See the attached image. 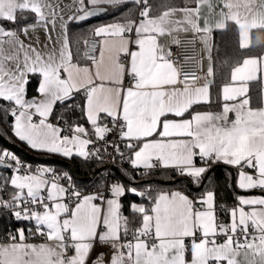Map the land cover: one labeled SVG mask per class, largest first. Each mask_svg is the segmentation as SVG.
Returning <instances> with one entry per match:
<instances>
[{"label":"snow or ice","instance_id":"obj_1","mask_svg":"<svg viewBox=\"0 0 264 264\" xmlns=\"http://www.w3.org/2000/svg\"><path fill=\"white\" fill-rule=\"evenodd\" d=\"M193 2L194 7L182 8L162 3L158 10L151 0H77L78 13L69 20L84 21L129 4L135 9L93 30L97 46L85 52L91 66H81L73 62L67 24L61 26L60 39L51 36L49 25L54 30L62 19L52 0H0V113L12 118L15 137L39 152L102 163L107 148L95 144H109L108 136L115 133L114 153L124 158L123 144L132 168L143 169L142 175L170 169L200 185L211 164L222 162L239 169L240 189L264 193V106L253 107L249 96V82L264 74V56L231 66L219 112L184 119L194 105L209 102L213 81L208 78L215 70L210 64L206 82L198 86L199 77L182 75L171 46L161 42L168 37L179 44V34L189 31L206 38L231 21L238 27L240 48H248L251 30H264V0ZM202 9L216 19L202 16ZM25 13L49 31L48 51L20 38L28 37L35 24L7 27ZM31 78L38 80V99L26 98ZM80 93L84 104L75 107L91 130L75 124L69 127L71 135H64L49 117L58 103L73 107L69 101ZM0 165L13 170L0 184V192L11 189L8 198L0 195V209L31 225L16 228L0 244V264H264V195L238 196L225 222L211 190L194 200L179 191L153 195L115 182L107 196L83 195L67 174L33 171L8 150L0 151ZM128 194L150 206L132 202L131 216L124 215L121 199ZM32 237L45 242L30 243ZM98 247L107 252H96Z\"/></svg>","mask_w":264,"mask_h":264},{"label":"trees","instance_id":"obj_2","mask_svg":"<svg viewBox=\"0 0 264 264\" xmlns=\"http://www.w3.org/2000/svg\"><path fill=\"white\" fill-rule=\"evenodd\" d=\"M167 1V2H166ZM173 1V2H172ZM176 0H151L153 5H161L167 3L171 5ZM158 3V4H157ZM135 12L134 7L129 4L122 6L119 9H109L107 13L87 22H78L71 20L69 23V36L72 44L86 38L91 34L92 25L114 19H119ZM34 16L31 13H25L24 18L16 25L8 24L9 28L20 29L23 25L30 23L34 20ZM264 52V30L253 29L251 31V42L248 48H240V36L238 27L232 23H228V27L225 30H216L212 33L211 42V60L212 66L215 70V75L212 77L213 83L211 84V102L207 107L218 108L221 106V87L230 82V69L235 65L236 61H242L248 56H260ZM38 88V80L31 78L28 86V94L30 96L36 95ZM251 97L253 94H261V86L258 83H254L251 89ZM83 96L76 95L69 104L73 107L69 108L62 104H57L54 107L51 120L57 123L64 121L69 122L70 125L81 124L90 128L86 118L83 116L80 107L75 105H83ZM0 106H3V102H0ZM12 118L0 113V151L8 150L13 153L21 162H28L32 167L38 163H42V166H49L53 170H63L72 178H76L78 184L82 185L86 189L100 188L103 185L102 181L96 184H92L89 176L100 170L101 162L96 159L85 160L80 157H72L68 160L63 158L49 157L44 153H29L26 149L22 148L15 135L11 131ZM16 144L17 146L13 145ZM125 153L129 156L130 152L127 149ZM197 162L200 160L197 158ZM74 170L77 175L75 177ZM237 168L226 165L224 163H213L209 168V174L200 190L193 189L186 179L180 180L177 183H167L166 181L179 178V176L172 170L154 169L149 175L139 176L137 172L130 169L131 178L125 181L126 185L132 187L136 186L140 190L149 189L153 195L159 192L169 191L172 189H180L192 197L197 198L204 194L206 191L211 190L215 193V202L217 213L222 216V220L227 222L228 214L227 209H231L237 203V197L241 194L236 185ZM207 172V173H208ZM205 173V175L207 174ZM124 173L121 171L115 180H122L121 175ZM190 179L194 187H197L196 183L192 181L190 177L183 176ZM202 184V183H201ZM200 184V185H201ZM11 189L9 187L8 192ZM8 192H0L4 198H8ZM142 202L146 206H150V202L142 200L140 197L128 194L121 199L122 212L126 216H131L129 205L131 202ZM223 211V212H222ZM24 227L28 228L31 225L28 222L16 221L5 209H0V238L7 239L9 233L14 232L16 228ZM40 237H32L29 240H40Z\"/></svg>","mask_w":264,"mask_h":264},{"label":"crops","instance_id":"obj_3","mask_svg":"<svg viewBox=\"0 0 264 264\" xmlns=\"http://www.w3.org/2000/svg\"><path fill=\"white\" fill-rule=\"evenodd\" d=\"M52 2L58 6L57 7L58 16H62V19H59V18L57 19V21H56V27H55L54 30L51 29V25H49V30H51V36H52L53 40H57V39H60L61 38V26L63 24H65V23L67 24L68 36H69V23L71 21V20H69V17H71L73 15H76L78 13V5H77V0H52ZM212 2L214 4L219 5L222 2V0H212ZM155 6H157V9L159 10V6L160 5L158 4V5H155ZM171 6H175L177 8H182V7H186V6L194 7L195 5H194L193 0H176V1H174V3L171 4ZM217 11H219L218 8H217ZM240 11H241V13H243L244 12V9L241 8ZM201 15L208 17L211 21H214L216 19V17L214 15H209L207 9H202L201 10ZM122 18L114 19V20H109V21H102V22L96 23V24L92 25L93 30L95 28H97V27H100V26H103V25H106V24H110V23L119 21ZM176 18H180L179 17V14H177V17ZM33 24L36 25L35 30L34 31H31L30 30L29 31V34H28V37H25V36L22 35L20 38L22 40H24L25 43H32L37 48H39V49H41V50H43L45 52L48 51L51 48V46H52L51 45V42L48 40L49 31H46L43 26H41L39 24H36V20L35 19L32 22L23 25L21 28H23L25 26H28V25H33ZM93 30H92L91 34H89V35H93ZM216 30H220V29L213 28V31L210 34H208V36L206 38L203 35H201V34H197L199 36L200 40L204 43L207 52H209V49H211L212 33L214 31H216ZM192 34H196V33L192 32V31H189V32H186V33L185 32H181L179 34V36L180 35H192ZM69 38H70V36H69ZM85 39L86 38H83L82 40H80L78 42H75V44H72L71 43V50L73 52V62L74 63H79L81 66H85V65L91 66L90 61L87 60V59H85L83 57V48H84V41H85ZM161 42L163 44L169 45V46H172L174 44V43L171 42L170 38H168V37H165ZM247 42L249 44L251 42V32L249 33V38H248V41ZM44 45H48V48H44ZM260 56H264V52ZM248 57H250V56H248ZM248 57H246V58H248ZM253 57H259V56H253ZM210 64L212 65V60L209 59V58H207V61H206V72H207V69H208V67H209ZM258 75L261 77L260 79H258L257 81H251V82H249V89H250L249 96L250 97L252 95V94H250L251 93V89H252V85L254 83H258L259 82V84L261 86V94L260 95L253 94V97H251V103H252V106L253 107H261V106H264V100H262V97H264V74H258ZM205 77H206V73L204 75V79H205ZM208 79H211L212 80V77L211 78H208ZM230 82H228V83H230ZM203 84H197V85L199 86V85H203ZM225 84H227V83H225ZM223 86L221 87V91H222ZM26 98H28V99L37 98L38 99L39 98V93H37L34 96H30L28 94V89H27V96H26ZM210 102H211V86H210L209 102L194 105L193 108L189 111V113H186L185 114L184 119H190L191 118V115L194 114V113H196V112H219L221 110V106L218 107V108L207 107V106L210 105ZM83 104H84V99H83ZM51 116L52 115H50V117H49V122H51L52 124H54V125H56V126H58V127H60L62 129L60 123H57V122H54V121L51 120ZM229 116H230V119H233L234 118V114H232V113H230ZM169 118H172V117H169ZM34 119H36L38 121L39 117H35ZM83 126L85 128H87L85 125H83ZM87 129L91 130V126H90V128H87ZM62 134H64V135H71V134H65L64 132H62ZM16 140L18 141L19 145L22 148L26 149L29 153H39V151H36V150L31 149L25 142L20 141L17 137H16ZM42 153H44V152H42ZM44 154H47L49 157H53L54 159L55 158L57 159L58 157L59 158L66 159V160L70 159V158H66V157H64L62 155H59V154H48V153H44ZM73 157H75V156H73ZM40 164H42V163H40ZM201 164H202L201 161L200 162H197V165L198 166H200ZM42 168L52 169L49 166H42ZM237 170L238 171H237V175H236V185L238 187L239 169L237 168ZM245 170L246 171H250V170H247V169H245ZM115 182H122V183H124L126 185L125 181L120 180V179L115 180L113 183H115ZM132 187H136V186H132ZM238 189L240 191H242L239 196H260V195H264V193H261L260 190H256V189L249 190L247 192L244 191V190H242V189H240L239 187H238ZM171 191H179V192H181V193L189 196L190 199H194L195 200V199H198L199 198V197L194 198L190 194H188V193H186V192H184V191H182L180 189H172V190L164 191V192H171ZM133 202H136V201H133ZM136 203H142V202H136ZM215 204H216V202H215ZM6 242L7 241H0V244L6 243ZM29 242L30 243L40 244V243H44L45 241L43 240V238H41L40 240H33V241L32 240H29Z\"/></svg>","mask_w":264,"mask_h":264},{"label":"built area","instance_id":"obj_4","mask_svg":"<svg viewBox=\"0 0 264 264\" xmlns=\"http://www.w3.org/2000/svg\"><path fill=\"white\" fill-rule=\"evenodd\" d=\"M85 40H87L88 42V47L85 48L84 46L83 57L87 59V57L85 56V52L91 53L96 48L98 38L94 37L93 35H89L86 37ZM178 40H179V44L174 43L171 46V49H172L173 59L177 62L182 75H188L190 77L191 76L199 77V79L197 80V84H203L205 82L204 75L206 73V61H207V51L204 43L200 40L197 34L180 35L178 36ZM125 87H127V81L125 82ZM78 95H82L84 97L83 93H80ZM105 123H107V118L105 119ZM60 124L65 134H71V132L69 131V127L71 126L69 122L64 121ZM109 127H111L110 124ZM91 138L93 140L96 139L94 136H92ZM108 141L109 144L107 145H105L103 142H97L95 144V147H102V146L106 147L107 152L103 153L104 158H103V162L101 163L102 165L100 170L93 172L89 176V179L92 184H96L99 181L103 182V185L100 188H92L88 190L82 185L78 184L76 178L74 179L70 176L71 182L74 185V187L77 190H79L83 195L99 193L101 195L107 196L108 186L115 181V178L117 177V175L121 173V171L124 173L123 175H121L123 181H127L129 178H131L130 169L133 168L127 159L128 155L125 153L127 149L124 147L123 144H121V150L124 152L125 156L124 158H120L118 154L114 153L112 147L110 146L112 142H119L117 140V135L115 133L109 135ZM89 147L91 148L93 146L90 145ZM22 164L26 167L31 168L33 171L42 168V165L40 163L36 164L33 167L28 162H22ZM133 170H135L139 176H145L142 175V172L144 171L143 169H139V170L133 169ZM12 172H13L12 169H10L9 171L0 170V184L3 183V178L10 177ZM54 172L59 174L61 177H63L64 174H67L63 170H59V171L54 170ZM74 175L75 177H77L75 170H74ZM51 178H52V172H49L48 179ZM60 182L64 186L68 185V181L65 179H61ZM218 215L222 220V216L220 214ZM0 241H7V239L0 238ZM100 251L107 252V249H102L98 247L96 249V252H100ZM96 252L93 253V258H95Z\"/></svg>","mask_w":264,"mask_h":264},{"label":"water","instance_id":"obj_5","mask_svg":"<svg viewBox=\"0 0 264 264\" xmlns=\"http://www.w3.org/2000/svg\"><path fill=\"white\" fill-rule=\"evenodd\" d=\"M103 14H104V13H100V14H98V15H96V16L89 17L88 19H86V20H84V21H78V22H87V21L93 20V19H95V18H97V17H100V16H102ZM207 58H209V52H207ZM13 145H14V146H17V145L14 144V143H13ZM10 169H11V168H6V167H4L3 165H0V170H3V171H9ZM208 174H209V172L205 175V178H204V180L202 181V184L199 185V186H197V187H194L193 184H192V182L190 181V179L185 178V177L175 178V179H172V180H168V181H166V182H167V183H177V182H179L180 180L186 179V181L189 183V185H190L193 189H195V190H200V189L202 188L203 184L205 183V180H206Z\"/></svg>","mask_w":264,"mask_h":264},{"label":"rangeland","instance_id":"obj_6","mask_svg":"<svg viewBox=\"0 0 264 264\" xmlns=\"http://www.w3.org/2000/svg\"><path fill=\"white\" fill-rule=\"evenodd\" d=\"M12 175V174H11ZM122 183V182H121Z\"/></svg>","mask_w":264,"mask_h":264}]
</instances>
